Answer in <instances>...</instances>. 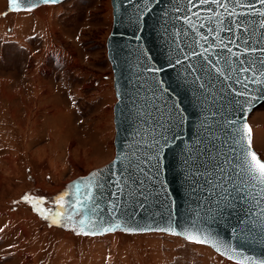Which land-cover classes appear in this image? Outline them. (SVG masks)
<instances>
[{"label":"water","instance_id":"water-1","mask_svg":"<svg viewBox=\"0 0 264 264\" xmlns=\"http://www.w3.org/2000/svg\"><path fill=\"white\" fill-rule=\"evenodd\" d=\"M8 1L26 12L65 0ZM111 2L115 155L68 183L54 225L92 237L160 232L261 264L264 186L240 166L244 125L256 152L249 117L264 103V3Z\"/></svg>","mask_w":264,"mask_h":264},{"label":"rangeland","instance_id":"rangeland-1","mask_svg":"<svg viewBox=\"0 0 264 264\" xmlns=\"http://www.w3.org/2000/svg\"><path fill=\"white\" fill-rule=\"evenodd\" d=\"M111 0L13 12L0 0V264H238L160 232L54 225L68 183L115 155ZM264 159V103L250 117Z\"/></svg>","mask_w":264,"mask_h":264},{"label":"snow or ice","instance_id":"snow-or-ice-1","mask_svg":"<svg viewBox=\"0 0 264 264\" xmlns=\"http://www.w3.org/2000/svg\"><path fill=\"white\" fill-rule=\"evenodd\" d=\"M25 0H10V4L13 8H18L20 4L24 3ZM45 3L48 2H55V0H44ZM201 3L204 2V0H200ZM239 2V0H238ZM261 3H264V0H261ZM252 51H256V49H252ZM261 52H264V49H260ZM259 63L261 66H264V58L259 60ZM244 72H248V68L242 69ZM261 75L264 76V71H261ZM255 82V80H254ZM261 83H264V81H261ZM245 89H247V85H245ZM240 95H244V93H240ZM244 128L248 131V144L247 146L241 144L242 149V164H241V173L244 175L245 179L250 184H259L264 186V159L260 158L258 154L254 151H251V128L245 124ZM245 139L244 136L240 137V140L243 141ZM239 143V141H238ZM130 167V166H129ZM254 182V183H253ZM242 191V189L237 188V192ZM261 192L264 193V187L261 188ZM98 207V205L96 206ZM95 208L93 209V211ZM262 216H264V208L261 209ZM101 224H103V221H100ZM114 227L119 228L120 224H115ZM112 230L111 227H105L103 228V231H110ZM195 242L197 243H203L204 240L197 239ZM261 264H264V261H261Z\"/></svg>","mask_w":264,"mask_h":264}]
</instances>
